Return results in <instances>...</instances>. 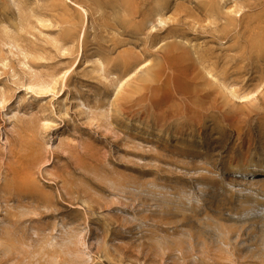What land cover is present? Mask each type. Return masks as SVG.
<instances>
[{
    "label": "rangeland",
    "instance_id": "obj_1",
    "mask_svg": "<svg viewBox=\"0 0 264 264\" xmlns=\"http://www.w3.org/2000/svg\"><path fill=\"white\" fill-rule=\"evenodd\" d=\"M126 1L0 0V264H264V0Z\"/></svg>",
    "mask_w": 264,
    "mask_h": 264
},
{
    "label": "bare ground",
    "instance_id": "obj_2",
    "mask_svg": "<svg viewBox=\"0 0 264 264\" xmlns=\"http://www.w3.org/2000/svg\"><path fill=\"white\" fill-rule=\"evenodd\" d=\"M126 2H127V4H129V2H131V1L127 0ZM253 44H254V50H255V51L254 50L253 51L256 52V55H258V53H260V55L262 54V56H264V35L259 40H257L256 42L252 43V45ZM252 49H253V47H252ZM129 51H132V50H129ZM174 52H170L168 55L165 56V62H164L165 64H163L159 68V70L155 73V75H154L155 81L159 82V83L161 82L164 86H169L170 87L169 91L167 92L168 96L177 97L180 100V103H179L180 106L177 107V108H180V110L182 109L180 111L182 116L184 115L185 112L186 113H185L184 117L185 116H189V115H196L197 110L204 111V110L207 109V106L205 105V103H206L205 99L207 98L206 96L209 95L208 94V89L210 88L209 84H208L209 88L207 89L206 83H204L202 81L203 80L202 79L203 78V72L201 73L200 69L198 70L199 67L195 68L196 65L193 66V65H191L189 63L190 62V57L188 56L187 52H185V53H180V52L179 53H174ZM260 58H261V56H260ZM151 85H150V87H151ZM158 91H160V90H158ZM167 99H168V97H167ZM211 105H213V104H211ZM176 111H177V113H179L177 109H176ZM170 112H172V110ZM173 112H175V109H174ZM176 116H178V115H176ZM171 117H173V116L171 115ZM191 117L193 118V116H191ZM178 118L180 119V117H178ZM232 118H234V117H232ZM185 119L187 120V118H185ZM233 120H235V119H233ZM183 121H184V119H183ZM240 122L238 124H240ZM261 180L264 182V179H261Z\"/></svg>",
    "mask_w": 264,
    "mask_h": 264
}]
</instances>
